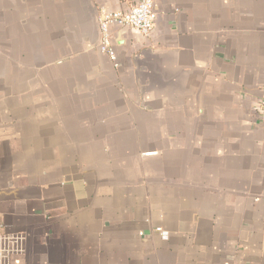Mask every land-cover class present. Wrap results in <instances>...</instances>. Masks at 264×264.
Segmentation results:
<instances>
[{"label": "crops", "instance_id": "1", "mask_svg": "<svg viewBox=\"0 0 264 264\" xmlns=\"http://www.w3.org/2000/svg\"><path fill=\"white\" fill-rule=\"evenodd\" d=\"M137 2L0 0V264H264V0H158L115 68Z\"/></svg>", "mask_w": 264, "mask_h": 264}, {"label": "built area", "instance_id": "2", "mask_svg": "<svg viewBox=\"0 0 264 264\" xmlns=\"http://www.w3.org/2000/svg\"><path fill=\"white\" fill-rule=\"evenodd\" d=\"M158 0H138L129 9L126 10H107L104 7H98L97 23L99 28L98 47L105 53L115 68L119 66L116 52L112 46L109 26L116 24L136 30L142 35H149L154 28L157 16L156 3ZM261 108L264 112V94L261 100ZM160 231V229H157ZM162 236L166 232L161 231Z\"/></svg>", "mask_w": 264, "mask_h": 264}, {"label": "water", "instance_id": "3", "mask_svg": "<svg viewBox=\"0 0 264 264\" xmlns=\"http://www.w3.org/2000/svg\"><path fill=\"white\" fill-rule=\"evenodd\" d=\"M100 35V34H99ZM98 39H99V37H98Z\"/></svg>", "mask_w": 264, "mask_h": 264}]
</instances>
